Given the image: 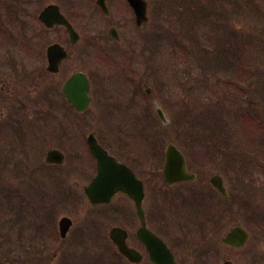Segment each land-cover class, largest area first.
Wrapping results in <instances>:
<instances>
[{
	"label": "rangeland",
	"instance_id": "1",
	"mask_svg": "<svg viewBox=\"0 0 264 264\" xmlns=\"http://www.w3.org/2000/svg\"><path fill=\"white\" fill-rule=\"evenodd\" d=\"M21 1L5 3L12 12L9 20L6 10L0 9L13 32L8 44L0 32V264H127L105 232L108 225L116 224L133 233L135 210L121 194L106 207H90L83 193L93 171L92 160H87V134L93 132L107 142L112 154L139 174L145 185L142 207L148 225L154 229L167 225L171 209L177 206V197L162 177L167 144L174 143L198 161L196 167L201 163L202 168L207 158L206 171H213L217 159L219 164V147L232 146L228 141L234 95L252 98L256 117L264 119V4L257 0L255 8L250 0H148L149 21L141 29L133 19H114L121 23L116 45L104 32L106 18L98 12L86 14L81 3ZM50 3L57 4L80 32L72 63L86 67L84 60L93 55L95 64H89L96 76L105 60L100 54L114 53L110 68L115 71L104 75L115 73L124 83L120 90L117 85H104L103 79L95 81L96 93L84 114L70 113L61 96L60 77L44 70L46 45L64 37L59 28L45 30L37 21L39 10ZM120 12L130 18L125 9ZM232 29L244 50L249 45L260 56L253 68L237 74L238 84L233 87L221 67L227 51L221 48L236 42ZM82 36L87 41L82 42ZM86 46L96 51L90 57ZM230 55L236 62V52ZM151 64H159L156 76ZM246 73L251 74L247 81ZM218 76L222 78L217 80ZM144 87H150L151 99ZM154 98L169 125H163L153 110L151 116L144 113L153 108ZM140 107L148 108L140 112ZM116 121L117 126L112 125ZM52 148L65 154L62 165L44 163ZM228 159L222 167L230 170ZM63 216L72 220V227L60 239L57 223Z\"/></svg>",
	"mask_w": 264,
	"mask_h": 264
},
{
	"label": "flooded vegetation",
	"instance_id": "2",
	"mask_svg": "<svg viewBox=\"0 0 264 264\" xmlns=\"http://www.w3.org/2000/svg\"><path fill=\"white\" fill-rule=\"evenodd\" d=\"M13 1L16 2L18 0H0V9L6 10L5 20H9V16L12 13L9 9L10 6L5 3L10 4ZM72 1L73 3L83 4L81 9H83V11L86 9L84 11L86 14L98 12L102 17L106 18L107 24L104 32L106 33V37H108V39L113 41L116 45L120 44L121 40L118 30L121 23L119 20V22H114V19H124L128 22L129 20L133 19L134 21L135 19L133 10L128 5L126 0H103L106 7V14H103L98 7L97 0ZM21 2L28 3L30 0H22ZM83 7L86 8L84 9ZM121 8L127 11L128 16L130 17L129 19H125L127 16L124 17V14L122 13L124 11L120 12ZM1 15L4 14H0V32L5 33L7 36L6 42L8 44L10 39L9 37L13 34V32H11L12 28L10 25L7 26V21L4 22L5 20L1 17ZM70 23L74 27V24L71 21ZM3 26L7 27L5 28ZM134 26L137 29L142 28V26H136L135 21ZM58 28L63 31L61 35L64 34V37L62 39H57L52 42V44H59L66 52V56L60 61L57 72L52 73L46 70L47 59L46 51H44V70L46 74L50 76L60 77L59 79L62 82L60 91L61 96L63 97V102H65V105L69 109L70 113L73 115L84 114L90 107L92 98L96 93L94 85L97 83L95 81L103 79L102 82H104V85L108 83L111 86L117 85L118 88L120 87V90H122L121 88L124 83L121 82L122 80L120 78L118 79L114 76V74L110 75L115 71L114 68H110V63H112L114 53L111 54V56L106 53L100 54V57L105 60L103 61L104 64L101 65L102 71L97 73L96 76L94 75L93 69L90 67V64H95L94 56H91V53H95L96 51H90V48H87V46V50L85 51L86 54L89 53L91 60H88L89 62L84 60L86 67L83 68H79L74 65L72 63V59L75 55V48L81 42L80 32L74 27L79 36L77 41L72 43L63 27H53L49 31ZM110 30L116 31L115 37L118 38L117 41L108 36ZM84 31V33L89 34V28L87 29V27H85ZM85 38L86 36H82V42L86 40ZM154 55L156 56V54ZM151 67L153 68L152 73L155 71L154 76H156L157 67ZM106 71H109L110 74L104 75ZM77 72L85 75L88 88L86 95L89 100L86 104V110L82 113H80L75 106L68 103L63 95V88L67 79L72 74ZM144 92L148 95V98L151 99L152 91L150 87L148 89H145L144 87ZM133 93L135 95L136 91ZM239 95L240 94H235L234 97L235 113H233L237 122L241 119V111L247 110L246 114L252 117L256 110L253 105L255 102H250V99L252 100V98L245 95L243 96V94ZM156 100V98L152 100L153 108L151 107L147 109V107L142 109V107H140L139 111L143 112L147 109L144 113L147 116H151L152 112L154 111L153 113L155 114L158 107H160L163 115L165 116L163 107L160 106ZM257 108L258 110L260 109V107ZM113 109L115 111L117 106L114 105ZM108 116L113 117L112 113H109ZM155 116H157L158 120L161 121L158 114H155ZM165 120L166 122L161 121V123L165 126L169 125L166 116ZM116 124L117 121L112 125ZM231 132V139L228 142H232V146L219 147V149L222 150L220 152L221 155H219V164L217 163V159L215 170L213 171L211 169L210 171H206L207 158L204 160L202 168H200L201 163H199L200 167H196L195 165L198 164V161L193 160L191 156L185 155L184 152L173 143L183 156V168L185 171L184 180L167 185L170 186V191L173 192L172 195L177 197V206H174L171 209L170 221L167 222L168 224H163V226L161 223V229H154V226L148 225L144 211L145 228L152 233V235L166 244L170 253L173 255L175 264H264V122L242 123L241 125L236 123V125H231ZM95 138L98 144L110 156L116 159L117 162L125 164L122 160L112 154L108 145H106L107 142L104 141L103 143V141H99L96 136ZM203 154L205 157L204 151ZM87 155V160H92V173L95 175V160L92 158L88 149ZM249 156L252 158L254 166L250 164L251 158ZM224 159H228V162L230 163V170H228L227 167H222ZM131 170L137 178L141 179L135 170ZM92 178L93 177H91V179ZM119 194L121 193H116L110 203L89 205L91 208L106 207L110 205L114 200V197ZM129 204L130 206H126H129L130 208L133 205L135 210L134 203L131 200H129ZM121 209L122 208H118L116 211L122 212ZM134 214L137 219V223L133 233H130L121 225L110 224L106 228V239L109 240L108 232L112 227L118 226L124 229L126 231L127 244L138 252L140 261L139 264H152L149 260V255L146 252L145 245L139 238V232L143 228L142 223L136 214V210L134 211ZM130 237L134 238L133 242L130 241ZM169 239L170 242H168ZM182 243H185V246H182ZM122 259L126 262L125 258L122 257L121 260ZM126 263L131 264L128 262Z\"/></svg>",
	"mask_w": 264,
	"mask_h": 264
},
{
	"label": "water",
	"instance_id": "3",
	"mask_svg": "<svg viewBox=\"0 0 264 264\" xmlns=\"http://www.w3.org/2000/svg\"><path fill=\"white\" fill-rule=\"evenodd\" d=\"M131 5L133 6L136 13V22L141 24V22L146 21L145 13V2L142 0H131ZM39 19L44 22L47 27L53 24H63L69 30L71 29L69 24L64 20V18L59 14L55 6H49L45 8L39 15ZM70 33H73L70 30ZM60 51L57 46H51L48 49V57L50 67L54 66L59 58ZM73 80L66 85L64 92L67 95L68 101L77 105V99L79 95L76 94L74 86L76 82ZM81 108V107H79ZM88 144L94 157L97 158L98 164V175L94 178L92 183L86 188L87 196L90 198L92 203L96 202H107L110 197L118 190L126 193L130 199H132L137 207V213L140 217L143 216L141 209V200L143 198L142 183L136 180L132 172L127 169L124 165L116 164L115 161L109 158L106 153L96 144L95 140L90 136L88 138ZM166 164L164 168V174L168 181L172 176L177 174L178 177H183L185 175L183 171V159L182 156L176 151L174 146L169 145L166 153ZM64 156L58 150H50L47 152L45 157V162L47 163H62ZM111 162V164L109 166ZM70 221L68 219H63L60 222L61 233L64 236ZM119 229H113L110 237L114 240L118 251L124 254L128 259L136 261V252L132 249L127 248L124 237L125 234L118 233ZM142 239L151 255L152 259L156 264H170V255L166 253L163 245L158 242L149 232L141 230ZM157 251V252H156Z\"/></svg>",
	"mask_w": 264,
	"mask_h": 264
},
{
	"label": "trees",
	"instance_id": "4",
	"mask_svg": "<svg viewBox=\"0 0 264 264\" xmlns=\"http://www.w3.org/2000/svg\"><path fill=\"white\" fill-rule=\"evenodd\" d=\"M226 24H227V23H226V21H225V25H226ZM216 27H219V26H218V23L216 24ZM230 31L232 32V30H230ZM232 33H233V32H232ZM228 35H229L230 38H232V37H231V34L228 33ZM233 36H234V34H233ZM232 39H235V38L233 37ZM217 42H218V43H217V47H216L215 51H218V46L221 45V42H219L218 39H217ZM221 49H224V47H222ZM216 60H218L217 57H215V61H216ZM216 62H217V61H216ZM221 67H222V66H221ZM222 69H223L222 72H224V70H225V72H228V70H227V69H224V67H223ZM224 74L227 75V73H224ZM224 74H223V75H224ZM226 75H225V76H226ZM225 76H224V77H225ZM226 78L231 79V76L227 75Z\"/></svg>",
	"mask_w": 264,
	"mask_h": 264
}]
</instances>
